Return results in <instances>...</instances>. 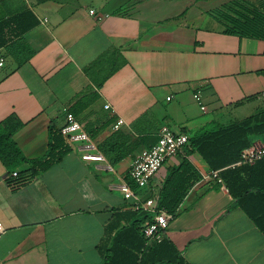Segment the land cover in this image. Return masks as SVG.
Returning <instances> with one entry per match:
<instances>
[{"label":"crops","instance_id":"crops-1","mask_svg":"<svg viewBox=\"0 0 264 264\" xmlns=\"http://www.w3.org/2000/svg\"><path fill=\"white\" fill-rule=\"evenodd\" d=\"M230 1L0 0L6 36L26 28L0 47V129L13 130L27 158H42L51 126L67 122L64 108L73 112L84 100L73 114L105 157L84 159L83 143L63 133L70 151L35 175L25 161L13 176L0 156V264L101 263L98 245L114 210L134 205L119 186L148 149L136 144L146 128L191 136L264 110V39L222 31L212 12ZM120 118L125 122L115 129ZM115 132L129 137L111 154L113 163L100 144ZM253 146L264 150V141L256 136ZM184 157L201 177L164 237L189 264H264V232L223 179L209 176L199 152L168 158L147 186H138L143 201L156 199L158 211H148L156 217L165 210L160 191Z\"/></svg>","mask_w":264,"mask_h":264},{"label":"trees","instance_id":"trees-1","mask_svg":"<svg viewBox=\"0 0 264 264\" xmlns=\"http://www.w3.org/2000/svg\"><path fill=\"white\" fill-rule=\"evenodd\" d=\"M212 14L220 22L222 31L226 34L264 39V0L257 2L232 0L215 8ZM17 19L20 17L7 21L14 23ZM8 25L7 22H0V47L26 29L17 28L14 35L8 37L6 36L7 31H10ZM121 59L124 57L121 56ZM115 64L113 71L120 67L118 63ZM104 79L99 80L98 84L101 85ZM86 103L84 100L80 101L78 107L72 111L79 113L85 108ZM13 117L15 115H11L3 122L7 123L8 119ZM50 131L47 155L29 159L13 139V130L4 131L1 128L0 156L9 170L15 171L17 166L28 161L31 166L26 170L35 175L61 160L70 151V146L65 142L61 128L51 126ZM256 136L264 141V110L232 124L206 128L191 135L186 152H199L212 170L220 171V177L237 203L264 232V156L253 163L241 162L243 152L252 146ZM128 137L115 132L107 141L100 144V149L110 156L113 163H116L112 160L111 154L117 151L120 148L119 144ZM158 140L157 128H146L136 144L150 148ZM238 162L241 164L232 166ZM200 177L201 174L193 163L184 157L179 166L169 170L160 191L158 207L175 216L176 208L189 187ZM128 183L135 191L138 190V185L131 177L128 178ZM154 218L155 214L135 205L126 210L115 209L106 225V238L98 245L104 256L103 261L98 264H189L169 238L150 241L146 237L143 229L153 222Z\"/></svg>","mask_w":264,"mask_h":264},{"label":"built area","instance_id":"built-area-1","mask_svg":"<svg viewBox=\"0 0 264 264\" xmlns=\"http://www.w3.org/2000/svg\"><path fill=\"white\" fill-rule=\"evenodd\" d=\"M4 64V60H0V65ZM109 106V105H107ZM67 113V122L62 127L61 132L68 138L71 143H83V149L86 151L83 154L84 159L90 160H105L104 155L99 151L96 143L92 140L90 135L86 132L83 125L76 119L73 112L64 108ZM125 120L120 118L114 125L118 129ZM190 136L185 132H176L168 126H163L159 133L158 142L142 152L134 161L130 169V177L140 187H145L157 175L164 162L172 157L186 152L189 144ZM264 150L257 149L255 146L248 148L242 154L241 162H250L263 155ZM19 171H13V176H18ZM209 176L219 179L218 170H210ZM125 198L134 200V205L137 208H144L146 210L158 211L155 198H148L143 201L136 191L130 186L128 182H122L119 186ZM174 214L168 213L165 210H159L154 221L147 224L143 231L146 237L150 240L161 241L164 237L166 229L169 227L171 219ZM4 229L0 222V231Z\"/></svg>","mask_w":264,"mask_h":264}]
</instances>
